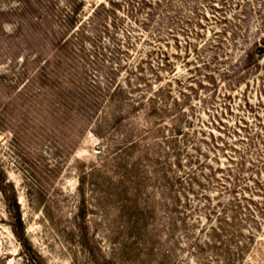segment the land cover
Here are the masks:
<instances>
[{
	"label": "rangeland",
	"instance_id": "obj_1",
	"mask_svg": "<svg viewBox=\"0 0 264 264\" xmlns=\"http://www.w3.org/2000/svg\"><path fill=\"white\" fill-rule=\"evenodd\" d=\"M115 1L119 4L110 6L109 0H0V177L5 178L0 186V264L29 263L12 228L15 198L25 235L43 264H264V213L257 211L264 196L249 188L254 178L264 181V56L244 59L245 51L264 38V31L255 28L262 18L251 15L264 0H252L251 16L244 18L241 0H185L153 19L148 13L162 8L158 0L144 9L141 0ZM79 3V29L62 46L59 18ZM101 3L109 7L100 6L94 14ZM222 16L228 19L220 21ZM186 24L196 25L201 37L181 32ZM55 28L60 30L56 35ZM189 39L198 45L200 57L191 53L186 62ZM159 46L176 66L172 90L178 104L168 101V110L153 116L149 104L130 102L139 108L121 112L120 121L98 118L103 110L90 118L75 109L81 95L91 96L108 81L140 89L134 98L151 90L147 83L156 87L150 67L162 60L153 53ZM47 57L60 63L47 65ZM201 57L209 64L195 60ZM142 58L143 73L151 80L139 79L134 69ZM162 73V83L173 78ZM179 113L184 114L180 124ZM178 124L184 133L177 142L171 134ZM215 142L220 147H213ZM208 145V163L233 169L240 181L232 176L226 184L242 186L231 195L217 194L222 187L216 184L214 190L205 180L203 187L215 203L233 195L254 200L250 208L260 223L250 221L258 227L254 238L244 230L241 243L205 245L199 238L205 239L206 229L200 232L199 223L190 232L193 237L183 227L172 230L170 178L191 169L190 160L199 156L193 146L205 150ZM147 148L151 160L144 161L140 151ZM179 148L177 158L174 149ZM242 160L246 165L239 171ZM201 168L199 175L210 174ZM224 174L217 172L220 179ZM246 184L249 190L244 191ZM243 211L237 214L240 222V216L249 218L250 211Z\"/></svg>",
	"mask_w": 264,
	"mask_h": 264
},
{
	"label": "trees",
	"instance_id": "obj_2",
	"mask_svg": "<svg viewBox=\"0 0 264 264\" xmlns=\"http://www.w3.org/2000/svg\"><path fill=\"white\" fill-rule=\"evenodd\" d=\"M141 1H142L141 5L143 9L145 7L153 5V2H150V0H141ZM179 1H185V0L155 1L158 5L162 6V8L158 10V12H154L153 10V11H150V13L148 14L151 15V19H153L156 14H159L160 11L164 9L166 11V14L170 13L174 10V8L176 7V4ZM186 1H189V0H186ZM190 2L192 3V1ZM250 2H252V0H241L240 2V7L242 8H241V12L239 15L243 16V18L247 17L250 14V12H252L250 8ZM260 2L261 1H258L259 5L257 9H255L253 6L254 13H251V15L253 14L259 15V17L262 18L259 25H256L255 28H256V31L263 32L264 31V4H261ZM80 4L82 3L74 4V6L72 7V9L69 11L68 14L64 13L63 16L65 19L61 20L59 18L61 23L63 21V24H62L64 27L63 31H60L57 28L54 29L55 35L58 33V31L61 32L60 33L61 37L59 41H61L62 46L68 45L70 43V40L68 41V38L66 37L68 35L70 36L74 35V33H77L76 29H79V27L76 28V24L78 22L76 18H77V15L79 14ZM108 4H110V6H114V5H118L119 3H117L115 0H109ZM108 4L101 3L100 5H98L96 9L94 10V14L97 12V9L100 6H102V8L104 9H107L109 7ZM227 19L228 17L226 16H222L219 18L220 21H224ZM186 23H190V21L187 20ZM198 24L202 25L201 23H198ZM247 28H250V25H247ZM69 29H71L70 32H68ZM180 29H181L180 30L181 32L185 31L189 38L190 36H194V35H196L197 37H201L202 35L201 31L197 30L196 25H192L191 27H188L186 24L185 28L180 27ZM186 42L188 45L186 46L187 49L185 51L186 56L183 57L184 61L187 60L186 62H189L188 58L192 56L191 53H195L198 55V57H200L199 54L196 52L199 48L198 45L193 44L191 39L187 40ZM63 44H66V45H63ZM177 45L178 46L181 45L180 41H179V44ZM254 45L256 46V48L251 47L245 51V57H244L245 61H248V62H252L254 60L256 61L258 59L257 57L260 58L264 56V38H259L257 41L254 42ZM153 50H154L153 53H156L157 56L158 55L162 56V60L160 61V63L155 65V67L154 66L150 67V70L152 71L151 72L152 76H154L155 80L158 81L156 87H155V84L151 83L152 81L151 82L148 81L151 83V85L150 83L149 84L147 83V85L151 87L150 88L151 90L147 89V90L141 91V93H139V97L134 98L132 96L134 95L136 91L139 92L140 89L135 90L136 87L130 86L129 83L126 84L125 86L121 83H118V81H115V82L108 81L105 87H100L101 85H97V88L91 91L90 93L91 96H88L89 98L88 97L85 98L84 95H81V98H79L76 104L78 107H75V109H77L78 112L83 111L86 114V116L90 118H93L94 115H96L99 111L103 110L104 114L102 115L100 113L99 115L100 117L97 115L98 118L102 117L104 118V120L117 119L118 121H120L122 116L120 117L119 115L123 111L126 112L127 114H130L132 110H135L139 107H143L149 104L150 107L152 108L150 111V115L162 116V113L168 110V106H170L168 101L173 103L174 106L178 104L179 99L176 96H173V90H172L173 80L176 78L175 75L177 74L176 66L173 63H171L169 54L164 49H162L160 46L158 48L157 47L154 48ZM55 58L57 59L56 55H55ZM195 60L197 62L204 63V65L209 64L208 61H202L203 60L202 57L196 58ZM45 61L47 65H52L54 63L56 64V66L58 65V62H59L58 60L56 62L53 61L52 57H47ZM144 62H145V59L142 58L140 62L137 64V66H134V69L136 71H139V75H138L139 79L146 80L147 78L148 80H151L149 79L147 75L143 73L145 72L144 70L146 69L141 63H144ZM163 71H165L168 75L173 76V78L171 77L170 80H168L166 83H162L163 81L162 72ZM176 82H180V80L176 79ZM186 88L194 89V87H186ZM183 94L186 95L187 94L186 91L183 90ZM135 101L141 106L137 107L136 104L130 103V102H135ZM160 104L167 105V109L161 107ZM185 112L186 110H184V114ZM179 114H180L179 116V124H180V121L182 120V117L184 116V114L183 113H179ZM101 122L102 120L99 122V125H98L99 129L102 127ZM179 124H178V127L174 130V133L171 134L172 136L171 139H174L175 141H177V137L180 134L184 133L181 125ZM224 145H226V142L224 143ZM218 146L220 147L218 143L216 142L213 143V147L218 148ZM123 148L124 149L126 148L125 150L128 149L127 147H123ZM123 148H118L117 151L118 152L120 151L123 153L124 151ZM193 148L196 150V152L199 153V156H195L194 157L195 159L190 160V164H192L193 162V165H191L192 166L191 169H189V171H184L183 175L176 173L172 175V177L170 178V187H171L170 191L172 195H171V203L169 205V213H170V224L172 225V230L174 229V232H175L177 230L182 229L183 227L187 231L188 236L193 237L195 236V234L190 233V232L193 230L194 227L197 228L196 225H198L199 223L200 226L203 225L200 232L206 229L205 239H204L205 241L203 239H200L199 237H197V239L199 238V240L202 241L205 245H209V244L215 245L218 242L237 243V241L240 240L241 236L245 235V233L243 232L244 230H246L249 233V239L254 238L255 236L254 229L256 230L258 229V227H255L254 225H252L250 221H255L256 225L258 224L260 225L259 219H258L259 216L256 213L257 211L264 213V206L261 207V205H259L258 207L257 205V208H258L257 211L251 209L250 206L254 202V200L249 199L246 195H243L241 199L236 197L235 195H233V199H229L226 201H221L220 199H216L217 202L215 203L214 202L215 198L210 194V191H208V188H206V185L203 187L204 185L203 180H205L210 186H212L214 190H216L215 188H217L216 184H218L220 188L222 187V189H220L221 191L217 190L218 191L217 194H222V193L227 192L228 194L231 195L232 193H235L236 189H238L242 185H239L236 183L234 184L233 187H229L226 184V182L227 181L229 182V178H232V176H234V179L237 180L238 182L240 181V179L239 177H237L236 173H233L234 170L228 169V167L225 170L226 171V175L224 174L226 176L224 177L225 179L224 178L220 179V177L217 176L218 171L222 173H225V171L223 168H220V167L216 169L208 163L210 162V159H211L210 157H208V153L210 150L212 151V148L209 149V145H208V149H205V150L202 148L201 149L195 148L194 146ZM148 149L149 148L140 151L141 159H144V161L148 159L151 160V158L148 157V155L150 154L148 152L149 151ZM182 151H183L182 148L174 149V153L176 152L175 154H177V158L180 157V154ZM184 152H186V157H187L188 151L185 150ZM202 158L208 159V160H204ZM152 162H153V166L155 165L156 168L158 167V169H155L154 167V170L156 171V173L159 174L160 171H162V169H160L161 166L158 163V159H156L155 161L152 160ZM181 162L182 161H180V159L176 161V164L178 165L180 170L182 167ZM205 162H207V164ZM239 163L241 165V168L239 169V171H243L242 168L244 167V165H246V161L242 160ZM254 165L256 164L254 163ZM193 166H195L197 170H195ZM203 166L205 170H208V172H210V174L202 172L200 173L201 175V179H200V175L198 173L201 172V169H202L201 167ZM170 168H172V165ZM260 170H262V168ZM180 173H182V170ZM239 173L240 172H238V175ZM4 182H5V178L0 177V186H2V188H3ZM249 182H252L255 184V185L253 184V187L252 186L249 187L252 193H261L264 196V181L262 179L259 178L257 180L254 178L250 180ZM248 186L249 185L246 184V187L245 188L243 187L244 191L249 190ZM14 204L16 207L12 205V209L14 211L13 217H14L15 222L12 228H13V232L15 236L18 238L22 248L24 249L27 260L29 262L28 264H43L38 253L34 251V249L32 248L30 242L28 241L25 235L22 215L18 208L16 198L14 200ZM9 205L11 204L9 203ZM244 209L250 211L248 219L241 217L242 212H244L243 211ZM229 214H233V215H229ZM237 214L241 215L240 216L241 222L238 221ZM244 216H247V213H244ZM203 218L205 219V223L202 221ZM189 220H192V222H190ZM231 220L235 221V223L232 225L230 224ZM244 223L250 225L251 227H241V225ZM239 242L241 243L242 241L240 240ZM227 243H224V244H227Z\"/></svg>",
	"mask_w": 264,
	"mask_h": 264
}]
</instances>
